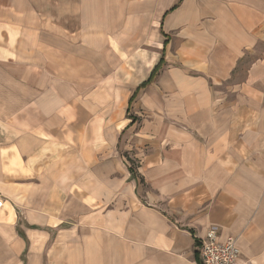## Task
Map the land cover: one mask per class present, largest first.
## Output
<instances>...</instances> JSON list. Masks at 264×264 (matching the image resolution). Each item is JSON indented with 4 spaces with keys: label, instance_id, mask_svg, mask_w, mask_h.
I'll return each mask as SVG.
<instances>
[{
    "label": "crops",
    "instance_id": "crops-1",
    "mask_svg": "<svg viewBox=\"0 0 264 264\" xmlns=\"http://www.w3.org/2000/svg\"><path fill=\"white\" fill-rule=\"evenodd\" d=\"M212 228L264 264V0H0V264H197Z\"/></svg>",
    "mask_w": 264,
    "mask_h": 264
},
{
    "label": "built area",
    "instance_id": "built-area-1",
    "mask_svg": "<svg viewBox=\"0 0 264 264\" xmlns=\"http://www.w3.org/2000/svg\"><path fill=\"white\" fill-rule=\"evenodd\" d=\"M239 256L236 238L229 236L221 241L217 231L212 228L200 241L197 264H237Z\"/></svg>",
    "mask_w": 264,
    "mask_h": 264
},
{
    "label": "trees",
    "instance_id": "trees-1",
    "mask_svg": "<svg viewBox=\"0 0 264 264\" xmlns=\"http://www.w3.org/2000/svg\"><path fill=\"white\" fill-rule=\"evenodd\" d=\"M151 78H153V74L151 75V77H150V79H149V80H151ZM197 261H198V256H197Z\"/></svg>",
    "mask_w": 264,
    "mask_h": 264
}]
</instances>
